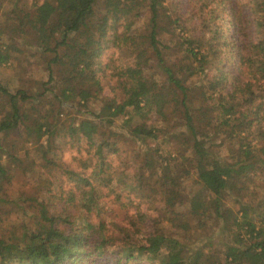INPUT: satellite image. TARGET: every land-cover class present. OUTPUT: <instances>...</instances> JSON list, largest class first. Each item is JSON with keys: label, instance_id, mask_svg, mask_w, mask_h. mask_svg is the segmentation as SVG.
<instances>
[{"label": "trees", "instance_id": "1", "mask_svg": "<svg viewBox=\"0 0 264 264\" xmlns=\"http://www.w3.org/2000/svg\"><path fill=\"white\" fill-rule=\"evenodd\" d=\"M11 62L45 78L0 84V203L13 168L44 186L0 227V264H264V0H0ZM119 193L136 212L107 223Z\"/></svg>", "mask_w": 264, "mask_h": 264}, {"label": "rangeland", "instance_id": "2", "mask_svg": "<svg viewBox=\"0 0 264 264\" xmlns=\"http://www.w3.org/2000/svg\"><path fill=\"white\" fill-rule=\"evenodd\" d=\"M34 62L37 61V58L33 59ZM40 68H36L35 66H29L26 70H21L20 68L16 67V63H9L0 66V84L8 88L10 91H13L17 88H24L27 92H32L38 89V83L40 79H44V73L39 70ZM48 94V93H47ZM60 109L61 115L63 117L66 116H73L75 118H79L83 110H90L88 105L85 104H78L76 101L71 99L61 100L60 101ZM32 112L31 110H28ZM29 144V143H28ZM137 149L141 148V145L135 146ZM126 151L127 147H124ZM59 150L61 152V160L67 163V167L78 170L76 164L79 162V159H83L86 157V152L82 148V143L80 144L79 151L75 146H71L67 139H63L59 143ZM59 154V152H58ZM20 168V167H18ZM36 169V166H33ZM119 169V166H118ZM87 173L89 172V168H85ZM128 179V178H126ZM186 181V194L185 196L189 197L192 191H194V184L189 182L190 178H187ZM55 185L53 184L48 185V192L45 193L46 198L51 202L57 203L56 196L61 194H65V190L68 189V185L64 183V178L60 176V178H55ZM44 182L41 178L36 180H29L27 178H23L19 172V169L13 168L12 176L10 181L6 184V191L10 194V198L6 199L3 203H0V227L6 228L4 230L9 229H16L18 228V223L22 218L21 212H23V208L27 209L29 212L25 213H33L34 207L33 205L29 204L27 201H22L23 199L19 196L26 198L29 196H33L38 198V194H40L41 190L43 189ZM59 186V187H58ZM58 187V188H57ZM117 192V191H116ZM122 192V191H121ZM117 194V193H116ZM115 195H109L105 198L103 211L106 212L105 220L107 223H124V219L126 215H133L136 205V199H132L133 201L130 204H126L127 207L122 206L120 203L123 200H126L125 193H119L118 196L115 198ZM19 198L20 200H18ZM38 200V199H37ZM155 206H159L157 202H153ZM146 205H141V211H146ZM123 207V208H122ZM97 217L94 214H91V220L95 222ZM29 223L33 224V218L29 219ZM211 236V235H209ZM212 239H225L224 236L220 234H214L211 236ZM210 238V237H209ZM139 264H147L146 262H140Z\"/></svg>", "mask_w": 264, "mask_h": 264}]
</instances>
